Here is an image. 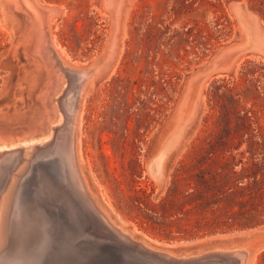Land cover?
Instances as JSON below:
<instances>
[{
    "label": "rangeland",
    "instance_id": "374dc122",
    "mask_svg": "<svg viewBox=\"0 0 264 264\" xmlns=\"http://www.w3.org/2000/svg\"><path fill=\"white\" fill-rule=\"evenodd\" d=\"M15 1L0 0L6 144L46 136L51 78L33 53L34 16ZM29 2L69 63L99 73L83 99L79 149L111 218L157 248L251 245L250 264H264V223L223 222L254 194L251 183L264 181V0ZM220 189L237 195L216 202ZM28 230L34 243L38 228L29 221Z\"/></svg>",
    "mask_w": 264,
    "mask_h": 264
},
{
    "label": "bare ground",
    "instance_id": "6f19581e",
    "mask_svg": "<svg viewBox=\"0 0 264 264\" xmlns=\"http://www.w3.org/2000/svg\"><path fill=\"white\" fill-rule=\"evenodd\" d=\"M19 1L37 23L33 53L51 77L42 125L47 134L41 128L36 140L0 141V264H250L251 245L177 254L136 239L133 229L111 218L88 185L79 149L83 99L98 72L71 65L53 38L50 21H43L29 0ZM18 2L16 9L22 8ZM114 16L118 22L119 7ZM50 106L56 112L52 121ZM29 221L38 228L34 243ZM57 249L61 257L54 255Z\"/></svg>",
    "mask_w": 264,
    "mask_h": 264
},
{
    "label": "trees",
    "instance_id": "16d2710c",
    "mask_svg": "<svg viewBox=\"0 0 264 264\" xmlns=\"http://www.w3.org/2000/svg\"><path fill=\"white\" fill-rule=\"evenodd\" d=\"M251 185L254 187V194H248L247 200L238 201L239 209L234 210L230 214L225 216L224 225L238 226V227H250L254 224L264 223V181H253ZM249 188V185L246 187ZM218 194L211 196L213 200L223 201L226 198L233 199L237 194L226 195L225 191L218 190ZM234 195V196H233ZM204 201H208L209 198L204 196Z\"/></svg>",
    "mask_w": 264,
    "mask_h": 264
}]
</instances>
